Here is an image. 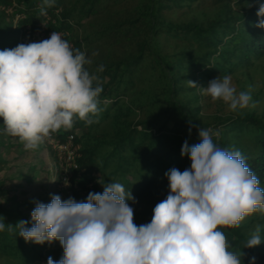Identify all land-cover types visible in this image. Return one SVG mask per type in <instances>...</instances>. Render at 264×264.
Instances as JSON below:
<instances>
[{
  "label": "trees",
  "instance_id": "1",
  "mask_svg": "<svg viewBox=\"0 0 264 264\" xmlns=\"http://www.w3.org/2000/svg\"><path fill=\"white\" fill-rule=\"evenodd\" d=\"M257 9V0H54L51 6L42 0H0V50L54 31L85 52L92 61L86 66L90 73L104 66L96 72L101 111L93 123L74 117L72 127L51 132L33 150L18 137L0 134V217L5 223L0 264H46L48 257L55 261L63 255L59 241L36 245L18 235L17 222L30 220L35 203L50 202V197L30 196L27 185L39 175L52 178L40 188L56 191L62 201H84L89 192H102L101 184L119 182L136 201H128L134 223L150 222L154 206L168 194L165 172L190 167L181 146L185 140L199 142L198 125L219 133L213 137L219 147L238 149L264 189V109L211 111L216 101L187 83L206 87L224 75L251 82L264 72V29L255 27ZM70 136L77 169H66L50 144L65 143ZM44 151L52 165L29 162L19 166V179L4 175L9 169L4 154L14 152L15 161H24ZM257 228L262 243L244 248ZM221 230L230 250L242 252V264L251 257L254 264H264V212Z\"/></svg>",
  "mask_w": 264,
  "mask_h": 264
},
{
  "label": "clouds",
  "instance_id": "2",
  "mask_svg": "<svg viewBox=\"0 0 264 264\" xmlns=\"http://www.w3.org/2000/svg\"><path fill=\"white\" fill-rule=\"evenodd\" d=\"M53 3L42 0L45 6ZM257 3L255 27L264 29V2ZM40 12L46 15L45 7ZM91 63L54 31L47 39L0 50V134L18 137L26 150H33L51 132L72 127L74 117L93 123L101 111L96 72L104 66L90 73L86 66ZM187 83L232 111L248 107L251 100L249 92L236 91L230 75L206 87ZM197 132L198 143L185 140L181 146L190 167L165 172L168 194L154 206L150 222L134 223L131 192L110 182L84 201L51 195L48 203L36 202L30 220L16 224L19 237L36 245L59 241L62 257H48L46 264H242V252L238 256L230 250L221 228L238 227L245 217L264 212V189L238 149L219 147L213 139L219 133L211 128L198 125ZM7 226L11 231L13 226ZM258 232L244 248L262 243ZM254 262L251 257L249 264Z\"/></svg>",
  "mask_w": 264,
  "mask_h": 264
},
{
  "label": "rangeland",
  "instance_id": "3",
  "mask_svg": "<svg viewBox=\"0 0 264 264\" xmlns=\"http://www.w3.org/2000/svg\"><path fill=\"white\" fill-rule=\"evenodd\" d=\"M232 83L235 85L236 87V91L240 92V91H247L251 94V100L249 103V106L244 108V109H240L238 111L240 112H246L248 110H252V109H258L259 111H262L264 109V72L259 71L256 75L255 81H251V82H245L243 81V79H241V82H234L232 80ZM214 106H211V111H215V112H222V113H230V112H237V111H232L229 109L228 104H226L225 102H223L222 100L218 99L216 100V102L214 103ZM50 144L52 145V147H56L55 146V141H50ZM3 159L5 161H7L9 163L8 165V172H5L4 175H8L11 176L14 179H19L18 177V173L20 170H22L19 166H23L26 163H31V164H47V165H52L51 164V160L48 158L47 152H36L33 155L28 156L27 154V158L24 161H15L16 159V154L13 153H6L3 155ZM59 166V165H58ZM1 173V171H0ZM2 174V173H1ZM52 182V178H50L49 176H45V175H39L36 177V180L34 182V185H27V187L30 188V196L34 197L33 199L36 200H43V199H47L49 197H51V195H55L56 191L54 192H46V190L44 188H40L41 185L43 186H49L50 183ZM17 184V182H16ZM25 185V184H23ZM64 186L60 187L59 189H63ZM49 189V188H48ZM47 189V191H48ZM45 203V202H43Z\"/></svg>",
  "mask_w": 264,
  "mask_h": 264
},
{
  "label": "built area",
  "instance_id": "4",
  "mask_svg": "<svg viewBox=\"0 0 264 264\" xmlns=\"http://www.w3.org/2000/svg\"><path fill=\"white\" fill-rule=\"evenodd\" d=\"M49 37H50V35H45L42 33H36L33 36L29 35L28 39H29V42H33V41H40L43 39H47ZM55 146L59 150L61 158H62L63 162L65 163L66 169H68V168L77 169V165L75 163L76 148H74L73 137L70 136L69 139L65 143H62V144H56V142H55ZM68 178H69L68 175L65 174L64 181H68Z\"/></svg>",
  "mask_w": 264,
  "mask_h": 264
}]
</instances>
